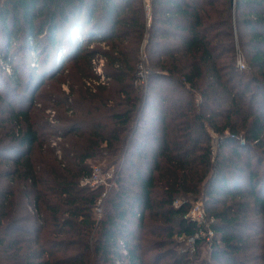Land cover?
<instances>
[{
	"label": "trees",
	"instance_id": "1",
	"mask_svg": "<svg viewBox=\"0 0 264 264\" xmlns=\"http://www.w3.org/2000/svg\"><path fill=\"white\" fill-rule=\"evenodd\" d=\"M148 19L142 0H0V264H264V0H151ZM68 78L47 132L33 107ZM95 165L108 184L82 185Z\"/></svg>",
	"mask_w": 264,
	"mask_h": 264
},
{
	"label": "rangeland",
	"instance_id": "2",
	"mask_svg": "<svg viewBox=\"0 0 264 264\" xmlns=\"http://www.w3.org/2000/svg\"><path fill=\"white\" fill-rule=\"evenodd\" d=\"M143 3V0H142ZM94 40H97L94 39ZM91 41L85 44L83 47H90V49L93 48H97L98 50L100 49L101 51H105V50H109L108 45L105 43H97L95 41ZM81 44V43H80ZM15 45H13L12 50L15 49ZM14 54H10L9 57L11 58V60H13L14 64L20 65L22 64L21 60H20V56L17 57H13ZM95 60L98 59H104V57H102L100 54H98V56L94 57ZM241 61L243 62V64H245L244 60L241 59ZM34 62V61H33ZM32 62V66L33 65ZM93 65V73H94V77L90 78V79H83L84 84H86L87 87H90L87 85V82L91 83V86L94 85H99V84H104L107 80L106 79H102L96 72H95V65L94 63ZM0 66L2 68V70L4 72H7L8 75H10L12 73V70L10 69V71H8V67L5 63V61H3L2 59H0ZM241 70V69H240ZM244 70V69H243ZM67 81H65V84H58L57 82H55L54 80H49L43 88V92H42V96H40L39 98H37V104L33 107V112H40L38 113V115H42V118H44V120H46L49 124L47 132H51L52 129L54 130V132L56 131L58 134L62 133V125L60 124V122L58 121V117L62 116L64 114L63 108L59 107V105L55 104V102L57 100H61V94H65L66 96L69 97V94L71 92L70 90V86H69V78L66 79ZM90 88H93L90 87ZM60 90V92H59ZM70 100V99H69ZM68 100V101H69ZM50 135V134H49ZM47 136L48 137V144H50V147L55 149L56 151V155L58 156H62V149L60 147L61 142H62V138L58 135L56 136ZM114 171L110 170L109 172L105 173V175H102L103 178H108V174H112L113 175ZM186 248H188V246H186ZM202 258L207 257V247L204 246L202 249Z\"/></svg>",
	"mask_w": 264,
	"mask_h": 264
},
{
	"label": "built area",
	"instance_id": "3",
	"mask_svg": "<svg viewBox=\"0 0 264 264\" xmlns=\"http://www.w3.org/2000/svg\"><path fill=\"white\" fill-rule=\"evenodd\" d=\"M150 1L151 0H143L144 9L149 19H150ZM145 58L146 57L142 55L141 63H139L137 66L136 77L140 81L145 80L146 78V71H145L144 64H143ZM93 63L95 65V72L104 80L105 78L103 75V67H104L105 60L104 59H98V60L93 59ZM238 67L241 70L245 69V64H243L241 59L238 60ZM87 85L92 87L90 82H87ZM111 177H112V174H108V178H103L102 170L100 166L95 165L92 168L91 176L89 178L84 179L82 181V185L90 186L92 188H96L100 185H107L108 184L107 180L110 179ZM186 218H188L189 220L193 222H197L198 224H204L205 223V212L201 204L200 203L194 204L192 208L189 210V212L187 213ZM213 235L214 233L212 229L209 228L207 229V232L203 230L199 231V233L195 235V238L197 239L201 237L209 241L212 239ZM195 238L188 239V243L191 245L193 240H195Z\"/></svg>",
	"mask_w": 264,
	"mask_h": 264
},
{
	"label": "water",
	"instance_id": "4",
	"mask_svg": "<svg viewBox=\"0 0 264 264\" xmlns=\"http://www.w3.org/2000/svg\"><path fill=\"white\" fill-rule=\"evenodd\" d=\"M232 1V5L234 6V4H235V0H231Z\"/></svg>",
	"mask_w": 264,
	"mask_h": 264
}]
</instances>
